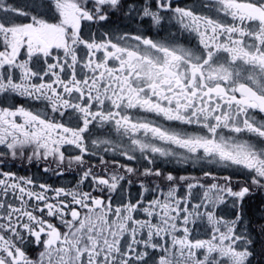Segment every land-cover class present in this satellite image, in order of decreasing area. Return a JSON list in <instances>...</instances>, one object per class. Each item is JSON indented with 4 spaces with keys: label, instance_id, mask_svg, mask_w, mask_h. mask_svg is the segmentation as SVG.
<instances>
[{
    "label": "snow or ice",
    "instance_id": "obj_1",
    "mask_svg": "<svg viewBox=\"0 0 264 264\" xmlns=\"http://www.w3.org/2000/svg\"><path fill=\"white\" fill-rule=\"evenodd\" d=\"M0 264H264V0H0Z\"/></svg>",
    "mask_w": 264,
    "mask_h": 264
},
{
    "label": "flooded vegetation",
    "instance_id": "obj_2",
    "mask_svg": "<svg viewBox=\"0 0 264 264\" xmlns=\"http://www.w3.org/2000/svg\"><path fill=\"white\" fill-rule=\"evenodd\" d=\"M22 171V170H21Z\"/></svg>",
    "mask_w": 264,
    "mask_h": 264
}]
</instances>
